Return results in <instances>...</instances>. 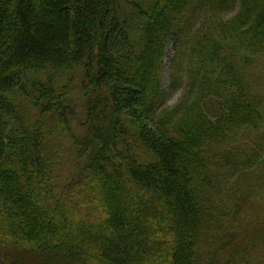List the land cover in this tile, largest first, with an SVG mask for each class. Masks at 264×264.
<instances>
[{"label":"trees","instance_id":"obj_1","mask_svg":"<svg viewBox=\"0 0 264 264\" xmlns=\"http://www.w3.org/2000/svg\"><path fill=\"white\" fill-rule=\"evenodd\" d=\"M235 40L264 55V0H0V264L257 263L264 228L220 259L226 226L209 196L218 161L264 162L260 73H241L250 62L236 63ZM168 43L172 91L177 72L199 89L217 62L233 79L214 113L199 107L177 130L155 121ZM65 140L76 159L68 184L57 162ZM262 174L242 185L264 186ZM231 195L222 211L238 215L246 194Z\"/></svg>","mask_w":264,"mask_h":264},{"label":"rangeland","instance_id":"obj_2","mask_svg":"<svg viewBox=\"0 0 264 264\" xmlns=\"http://www.w3.org/2000/svg\"><path fill=\"white\" fill-rule=\"evenodd\" d=\"M238 9V4L233 5L230 8L226 9V12L218 14L217 17L224 19L232 16L236 13ZM218 13V12H217ZM216 13V14H217ZM215 14V15H216ZM204 14H199L194 22L196 29L193 31H197L202 23L204 22ZM166 47V46H165ZM233 51L236 56H238L236 63L240 61L249 60V64L246 66V71H242L244 75L247 76H255L258 73L259 76L255 81L256 84L260 83V87H256L257 90L254 89V93L259 95H264V77L261 80L259 78L264 74V72H258V70L263 66L264 63V55H254L256 48L250 49L251 44L248 42H244L243 46H240V43L235 40L231 45ZM242 47V48H241ZM175 48L172 47L171 43L167 44L165 54L161 60L160 70H159V79L163 89V104L160 107V112L155 117V121L160 126H170L171 129L177 130L180 127H185V121L190 118H196L200 114L196 113L199 107L202 108V112L214 113L216 107V101H218L223 95V92L220 87L222 81L232 80L229 76V73L222 72L219 68V63L217 65L213 64L204 74L202 86L197 89H186L185 86L188 83V77L183 72H177V79L180 82V86H178L173 91L170 89V76L171 68H170V59L173 53L175 52ZM191 55V51H190ZM252 55V56H251ZM190 56L187 60H183L185 66L188 67V70L194 72H200L197 68L196 70L192 68L193 61L189 60ZM185 68V67H184ZM62 73L60 76H62ZM72 74V73H65ZM238 81H234V86L236 88H242L241 78L239 76ZM197 83V87H198ZM223 85V84H222ZM14 102H19V108L22 112V116L25 121H28L32 115H29L27 111V107H25V103L27 100L24 99L23 96H14L11 97ZM215 99V100H214ZM78 100V99H77ZM76 100V101H77ZM165 104V105H164ZM23 107V108H22ZM77 109H79L77 103ZM208 118L207 115H204ZM166 120L168 123H164ZM241 154H251L252 153V145L244 146L243 150L240 151ZM57 162L59 163V176L61 181L64 184H68L69 181V173L76 166V159L74 158V154L70 149L68 141H64L59 144L57 150ZM261 154H264V147L262 148ZM219 162V161H218ZM216 163V169L212 176V185L209 196H212L214 199V206L220 210V214L218 210H213V216L215 221L220 222L221 215V226H226V231L222 235L221 240V249H220V259H224L225 256L231 251L234 243L238 240H241L245 236H253L257 232H259L264 226L261 224L264 221V186L258 189H252L246 185H242L245 178H247L251 173L262 172L264 171V162H260L258 164H248L246 162H242L232 167L225 163H221L218 165ZM233 164V163H232ZM237 175H240L237 178ZM264 176V174H262ZM237 178V179H236ZM236 179V180H234ZM234 180V181H233ZM238 188L240 192H245L246 200H243L245 204L242 206L243 212H240L238 215H234L229 211V206L227 205V209H223L221 201H227L231 195V190ZM233 197V196H232ZM239 201V200H238ZM211 203H208L210 207ZM230 212V213H229ZM251 228L247 229V224L252 223ZM261 222V223H260ZM220 225L218 226V228ZM241 229L243 233H238ZM262 238L259 243V253L255 254L258 261L251 259L248 264H264V246H263V235L264 230L261 231ZM213 247H208L205 250L211 251ZM36 264V261L33 259L32 263Z\"/></svg>","mask_w":264,"mask_h":264}]
</instances>
